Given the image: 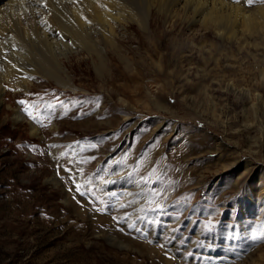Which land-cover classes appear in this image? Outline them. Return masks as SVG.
<instances>
[{
  "label": "rangeland",
  "instance_id": "rangeland-1",
  "mask_svg": "<svg viewBox=\"0 0 264 264\" xmlns=\"http://www.w3.org/2000/svg\"><path fill=\"white\" fill-rule=\"evenodd\" d=\"M142 14L75 89L2 93L0 264H264V37Z\"/></svg>",
  "mask_w": 264,
  "mask_h": 264
},
{
  "label": "bare ground",
  "instance_id": "bare-ground-1",
  "mask_svg": "<svg viewBox=\"0 0 264 264\" xmlns=\"http://www.w3.org/2000/svg\"><path fill=\"white\" fill-rule=\"evenodd\" d=\"M145 7L148 12L164 8L166 18L189 10L188 25L210 24L220 37L249 42L257 49L263 43L264 9L259 5L242 8L226 0H0V102L8 86L28 88L38 76L75 89L67 65L73 55H86L97 72L104 71L108 51L122 60V29L135 24L141 31L151 30L142 18ZM262 99L257 91L255 102ZM12 113L15 120L22 117L16 106ZM31 127L37 129L33 123ZM260 182L264 184V178Z\"/></svg>",
  "mask_w": 264,
  "mask_h": 264
}]
</instances>
